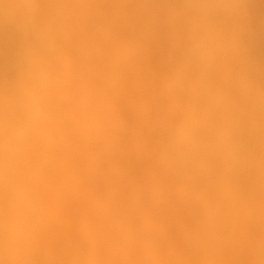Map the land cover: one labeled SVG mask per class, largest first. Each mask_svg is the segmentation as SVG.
<instances>
[{"label": "clouds", "instance_id": "obj_1", "mask_svg": "<svg viewBox=\"0 0 264 264\" xmlns=\"http://www.w3.org/2000/svg\"><path fill=\"white\" fill-rule=\"evenodd\" d=\"M248 0H0V264H264V84ZM170 66L131 112L153 169L130 178V63L159 26ZM187 223L178 237L172 216Z\"/></svg>", "mask_w": 264, "mask_h": 264}, {"label": "rangeland", "instance_id": "obj_2", "mask_svg": "<svg viewBox=\"0 0 264 264\" xmlns=\"http://www.w3.org/2000/svg\"><path fill=\"white\" fill-rule=\"evenodd\" d=\"M249 17L243 25L241 37L246 45L247 60L256 69L264 84V0H248ZM18 37H10L6 30L0 32V78L8 75L7 59L12 50V41ZM175 55L172 46L170 31L161 25L157 28L155 36L146 55L133 60L128 68L127 82L123 103L125 112L129 116V129L126 142L131 151L127 159V171L130 178H143L153 169L152 138L141 129L132 119L131 112L138 104L147 101L152 87L158 82L159 77L167 71ZM187 223V216L177 212L172 216L171 232L173 238L179 236ZM242 241L240 260L248 264L249 258L241 257L247 251ZM242 252L243 253L242 255ZM242 255V256H241ZM243 260V261H242Z\"/></svg>", "mask_w": 264, "mask_h": 264}, {"label": "bare ground", "instance_id": "obj_3", "mask_svg": "<svg viewBox=\"0 0 264 264\" xmlns=\"http://www.w3.org/2000/svg\"><path fill=\"white\" fill-rule=\"evenodd\" d=\"M243 253H245V252H242V255H243ZM242 255H241V256H242ZM244 255H247V252H246ZM247 256H248V255H247ZM241 258H242V259L244 258L243 260H245V258H249V257L243 256V257H241ZM243 260H242V261H243ZM244 262H245V261H243V264H245Z\"/></svg>", "mask_w": 264, "mask_h": 264}]
</instances>
